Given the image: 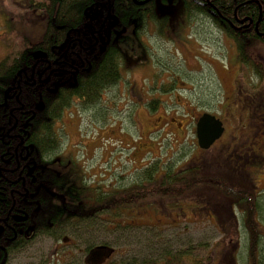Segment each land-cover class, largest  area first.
<instances>
[{"label":"rangeland","instance_id":"374dc122","mask_svg":"<svg viewBox=\"0 0 264 264\" xmlns=\"http://www.w3.org/2000/svg\"><path fill=\"white\" fill-rule=\"evenodd\" d=\"M30 1L0 0V62L19 51L26 40L36 43L42 37L45 12L27 7ZM162 3L166 7L158 1V13L170 14L168 26L161 33L160 22L148 25L140 35V50L124 49L123 79L105 92L96 112L79 106L57 122L62 148L66 145L64 153L74 156L86 173L108 179L101 183L110 188L115 181L109 175L111 179L118 176L115 187H121L132 181L134 170L148 165L164 169L198 166L204 172L240 180L260 192L259 226L264 234V157L257 142L264 139V97L254 104L249 88L253 90L255 78L241 73L236 46L209 19L189 18L181 0ZM151 101L161 103L153 110ZM256 112L261 119L248 123L246 116L253 118ZM205 113L217 116L226 128L222 139L207 151L199 148L196 135L197 121ZM245 169L260 174L255 179L244 177ZM224 197L215 188L202 189L188 197L165 200L164 210L134 207L125 212L145 226L127 227L122 220L125 230L150 231L152 235L125 236L119 231L114 237L103 222V243L116 250L109 264L160 259L192 244L210 245L216 264H247L242 215ZM170 202L177 204L168 205ZM172 216L169 222L166 217ZM180 220L182 224L176 228L180 231L167 226ZM151 222L160 227L145 224ZM160 228L164 230L158 231ZM236 250L238 262L232 256Z\"/></svg>","mask_w":264,"mask_h":264},{"label":"flooded vegetation","instance_id":"af4514ba","mask_svg":"<svg viewBox=\"0 0 264 264\" xmlns=\"http://www.w3.org/2000/svg\"><path fill=\"white\" fill-rule=\"evenodd\" d=\"M133 1L138 6H146L153 2L159 19L170 17L169 13H162L167 16H159L158 1L166 7L162 0H152L145 4L140 3L146 0ZM113 3L114 0H94V3L89 6L86 21L83 25L67 34L66 41L60 48V56L56 59L55 64L47 58L41 59L43 55L38 58H35L34 55V58L38 60L36 66L39 64L41 67L43 66L39 71L40 74L37 75L35 70L30 76L21 73L18 85H22L23 81L34 83L35 81L45 82L57 78L56 92L60 88L59 85L63 87L68 83L74 85L76 81L78 82V78L84 74L83 72L91 69V58L99 57L108 47L112 46L113 35L118 28V18L113 9ZM199 4L212 14L214 11L222 13L216 5H208L207 1H201ZM252 5L257 7L256 13H251L250 16H246L244 19L232 24L233 28L241 35L239 42L242 49L240 52L237 43L227 34L228 26L226 22L223 21L224 26L219 28L212 19L206 18L236 46L241 73L255 78L253 90L249 88V85L246 84L245 86L249 88L251 95H254L253 100L256 105L264 97V0H242L238 7L243 6L247 11ZM148 23L150 26H155L158 22L149 20ZM128 41L131 43L130 39ZM239 54H241L240 58ZM127 93L126 90V95ZM40 106L43 107L42 103H39L36 112L42 110V108L39 109ZM79 106L80 103L76 101L71 109L75 108L77 110ZM20 109H23V107L21 106ZM69 110H66L65 113ZM255 114L253 118L251 117L253 115L246 116L248 123L255 119H261L258 112ZM171 120L175 121L177 119L172 118ZM15 126H17V122ZM63 142V136L61 135L60 149L52 152L51 159L48 160L52 166H42L30 159L29 150L24 145L22 134H6L2 137L1 144L8 147L7 157L3 159L8 167L0 169V173H2L0 177V260L2 259V264H13V262H20V260H25V264H109L116 254V250L103 243V222H108V231L114 237L117 236L119 231L125 236L152 235L150 231L144 233V230H125L126 227L121 223L122 220L127 224V227H145L140 225L139 222L135 223L134 216H126L125 212H129L134 207L145 208L147 211L152 209L157 212L159 209H163L165 200L183 197L166 196L156 198L154 194H150V190L147 188L148 179L144 176V170L147 166L134 170L135 174H133L132 181L126 185L123 184L121 187H115L119 177L113 176L111 179L112 174L109 175V179L112 182L115 181L114 188H110V186L101 183L103 180L107 181L108 179H102L95 172L86 173L84 167L74 156L64 153L66 145L63 149ZM257 142L258 151L264 157V139ZM14 144L15 147H13ZM244 145L246 144H241V147ZM13 162L15 165H13ZM190 167H165V169L159 167L156 174L157 180H163L168 169L174 170L173 173L180 174L187 172ZM53 173L57 174L60 179L54 176ZM259 174L260 172L256 169L251 171L245 169L243 172L244 177L253 179ZM209 177L225 179L219 174L209 173ZM160 183V187L165 188L164 181ZM134 184H141L144 188L133 194L142 196V200L119 213L116 209L117 192L130 188ZM244 186L247 185L244 184ZM211 187L210 189H214V186ZM247 188L252 190L249 186ZM30 195H39L36 204H34V198ZM103 195L110 196L111 206L106 213H102L101 208ZM190 195L189 193L185 196ZM42 202L45 205L46 212L44 226L34 221L36 214L41 209L40 203ZM176 204V202L168 203V205ZM37 205L39 206L37 207ZM31 209L34 211V218L30 214ZM122 215L126 217L122 218ZM166 219L170 222L174 219V216L166 217ZM169 222L167 226L175 228V231H180L176 228L182 224L181 220L175 224ZM145 224L150 228L160 227L152 222ZM43 227L45 229H42ZM118 227L122 229H118ZM162 230L164 229L160 228L158 231ZM179 234L176 233V236ZM41 243H44L45 246H40ZM20 264L23 263L20 262Z\"/></svg>","mask_w":264,"mask_h":264},{"label":"trees","instance_id":"16d2710c","mask_svg":"<svg viewBox=\"0 0 264 264\" xmlns=\"http://www.w3.org/2000/svg\"><path fill=\"white\" fill-rule=\"evenodd\" d=\"M181 1L189 18L192 15L205 16L212 19L219 28L223 27L224 22H226L227 34L237 43L240 52L242 49L239 42L241 35L233 28L232 24L250 16L251 13H256L257 7L255 5L246 11L243 6L238 7L242 0ZM201 1H207L208 5H216L222 13L216 11L213 14L210 13L201 7L199 4ZM93 3L94 0L30 1L29 8L41 9L45 12L44 31L38 42L26 40L19 51L11 53L0 62V169L8 167L3 162V159L7 157L8 147L1 144L2 137L6 134H22L24 145L29 150L30 159L42 166H52L48 160L51 159L52 152L61 147V135L59 128L57 129V121L61 120L65 111L71 109L77 101L87 111L96 112L105 92L119 84L123 79L121 65L124 49L130 48L134 53L140 50V35L148 30L149 20L160 22L163 26L160 29L161 33L162 29L168 26V17L159 19L153 2L146 6H138L133 0H114L113 9L118 18V28L113 35L112 46L108 47L99 57L91 58V69L83 72L84 74L78 78V82L76 81L74 85L68 83L63 87L59 85L60 88L56 92V77L55 80L45 82L30 83L23 81L22 85L19 86L18 81L21 73L30 76L35 70L37 75L40 74L39 71L43 66L41 67L40 64L36 66L38 62L34 58L36 52H43L41 59L47 58L55 64L67 34L83 25L89 6ZM251 16L253 17V15ZM129 39L131 43H129ZM174 85L175 83L172 87ZM154 102L157 103V101ZM154 102L149 103L153 110L161 103L155 105ZM39 103H42L43 107L42 110L36 112ZM21 106L23 109H20ZM16 122L17 126H15ZM13 165H15L14 162ZM158 170L159 166L157 165H148L144 170V176L148 179L147 188L150 190V194H154L156 198L185 196L202 189H210L211 186H214L218 192L221 191L226 196L224 198H227L242 215L240 222L247 233V264H264V234L259 226V217H257L262 209L259 200L260 193L250 190L240 180L211 178L209 173L204 172L198 166H191L187 172L180 174L173 173L174 170L168 169L163 180H157ZM185 174L188 176L184 177ZM53 175L58 178L57 174L53 173ZM161 181H164L165 188L160 187ZM139 189L143 190L144 188L141 184H134L130 188L117 192L116 209L119 213L142 200V196L133 195ZM32 197L34 204H36L39 195ZM110 206V196L103 195L102 213H106ZM40 207L41 209L35 216L36 219L33 209L30 210V214L34 221L44 226L46 212L43 202L40 203ZM105 226L109 230L108 222ZM192 247L193 244L160 259L151 258L139 263L121 262L119 264H216L210 245L203 244L201 247L199 245ZM234 253L232 256L237 260L238 250ZM1 262L2 259L0 264H2ZM234 262L232 264H235Z\"/></svg>","mask_w":264,"mask_h":264},{"label":"water","instance_id":"95a60500","mask_svg":"<svg viewBox=\"0 0 264 264\" xmlns=\"http://www.w3.org/2000/svg\"><path fill=\"white\" fill-rule=\"evenodd\" d=\"M152 0H146L140 4H145ZM43 55L42 52L35 53V58ZM42 107L40 106L39 109ZM225 128L223 122L216 116L205 113L197 121L196 135L198 146L202 150H209L224 134Z\"/></svg>","mask_w":264,"mask_h":264}]
</instances>
